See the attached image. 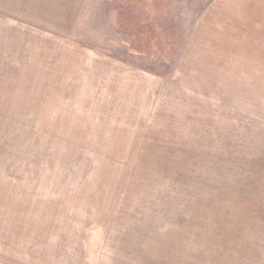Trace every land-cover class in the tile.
I'll use <instances>...</instances> for the list:
<instances>
[{
	"label": "rangeland",
	"instance_id": "374dc122",
	"mask_svg": "<svg viewBox=\"0 0 264 264\" xmlns=\"http://www.w3.org/2000/svg\"><path fill=\"white\" fill-rule=\"evenodd\" d=\"M6 20L36 45L0 29V264L264 258V0H0Z\"/></svg>",
	"mask_w": 264,
	"mask_h": 264
},
{
	"label": "crops",
	"instance_id": "0c3cea01",
	"mask_svg": "<svg viewBox=\"0 0 264 264\" xmlns=\"http://www.w3.org/2000/svg\"><path fill=\"white\" fill-rule=\"evenodd\" d=\"M4 20V19H2ZM7 21V20H6ZM6 25H0V29L2 30V32L4 33V31H10L12 30V28L16 31L17 33H21V36L23 37V44L22 45H36V37L33 36L31 39V30H33L32 32L34 33V29L33 28H29V27H16L17 25L12 26L10 24L9 21H7L5 23ZM12 27V28H11ZM16 34V33H15ZM17 42V36L15 37V39L12 41V44L16 45ZM264 136L262 137V141L259 142V145H263L264 146ZM235 204V203H234ZM240 209V208H239ZM253 210V209H252ZM244 263L246 264H264V258L262 255H255V253L253 255L250 256V260L249 261H245Z\"/></svg>",
	"mask_w": 264,
	"mask_h": 264
}]
</instances>
